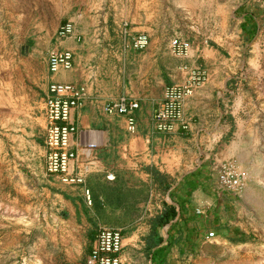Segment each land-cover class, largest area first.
<instances>
[{"label": "rangeland", "instance_id": "rangeland-1", "mask_svg": "<svg viewBox=\"0 0 264 264\" xmlns=\"http://www.w3.org/2000/svg\"><path fill=\"white\" fill-rule=\"evenodd\" d=\"M248 17L254 35L243 27ZM66 21L75 43L88 48L78 51L83 65L95 78L119 76L121 94L158 99L179 85L173 76L183 67L191 71L184 84L202 73L193 89H211V111L221 112L222 135L201 158L212 162L218 188L230 192L195 210L201 220L187 214L185 223L159 227L170 244L158 263L264 264V0H0V264H89L100 228L133 230L118 225L144 214L136 205L142 195L107 184L95 168L75 184L46 170L48 87L69 72L51 73L48 60L71 38L57 34ZM124 30L148 34L154 55L133 49ZM180 41L190 46L185 56L173 52ZM156 58L160 68L148 64ZM225 166L240 189L221 184ZM175 181L161 180L155 217L165 190L170 204L178 202Z\"/></svg>", "mask_w": 264, "mask_h": 264}, {"label": "crops", "instance_id": "crops-1", "mask_svg": "<svg viewBox=\"0 0 264 264\" xmlns=\"http://www.w3.org/2000/svg\"><path fill=\"white\" fill-rule=\"evenodd\" d=\"M65 43L67 45L63 51H72L75 63L69 70L67 78L61 83L83 85L87 91L83 104L71 113V120L77 127V132L71 139V148L77 153V159L72 163V167L84 181L88 170L95 168L100 178L107 184L111 183L116 188L125 186L127 190H131L130 192L143 196L136 205L144 214L131 220L128 225H118L133 229L122 231L123 247L120 257L123 264H153L152 251L148 248L156 218L152 213L153 198L155 195H161L160 183L163 177H172L176 180L171 190L179 193L178 202L170 204L167 199L169 190H165L161 204L155 203L156 208L160 209L156 212L157 216L165 210L166 204L176 207L178 215L170 222L171 228L173 224L180 225L189 221L186 219L187 214L193 215L195 220H201L200 217L203 216L195 215V210L200 211L199 208L205 204L209 207L215 205V193L230 192L218 188L212 162L201 158L202 154L208 153L206 147L215 143L222 135L218 136L216 132L222 123L221 112L214 108L211 111L213 91L204 85L194 86L192 93L182 102L181 120L174 123L169 132L161 131L156 126L155 116L164 102L163 95L157 99L147 94H121L119 76L115 79L93 77L91 70L82 63L83 56L78 55V51H86L88 48L79 47L74 37ZM148 47L150 48L148 55L152 57L154 55L152 44ZM152 60L148 64L161 67L158 66L157 58ZM178 68V74H174L173 82L181 85L188 81L191 71L183 67ZM122 95L139 104V108L133 113L137 123L134 133L128 131L126 116L108 111V105L116 102ZM204 107L207 111H201ZM210 133L213 134V138L210 137ZM94 150L96 152L91 156ZM237 155L239 156V153ZM216 162H233L238 165L230 159H218ZM240 165L243 167V163ZM246 188L247 179L244 190ZM215 223L216 218L213 219V225L217 226ZM161 235L164 237L162 246H166L168 239ZM168 249L169 247L163 254L164 259ZM88 260L89 264H96L92 254Z\"/></svg>", "mask_w": 264, "mask_h": 264}, {"label": "bare ground", "instance_id": "bare-ground-1", "mask_svg": "<svg viewBox=\"0 0 264 264\" xmlns=\"http://www.w3.org/2000/svg\"><path fill=\"white\" fill-rule=\"evenodd\" d=\"M124 33L129 36L131 46L135 50H144L150 43V37L146 33H131L127 30H124ZM57 34L61 39L71 37L74 34L73 23L71 21L62 23ZM189 48L188 42L180 41L173 45V52L178 56H185ZM74 63L75 56L72 51H51L48 67L51 73H56L60 70H71ZM191 79L192 82L184 85L166 87L164 102L155 116L156 126L159 130L169 132L174 123L181 120L182 102L194 90L193 84L200 82L202 73L199 72ZM86 92V87L83 85L52 82L48 87L45 100L46 170L50 175L58 176L65 184L83 182V178L72 167V163L77 159V153L71 148V139L73 134L77 132V127L75 122L71 120V113L83 104ZM138 108L139 104L126 96H122L116 102L108 105L110 113L126 116L127 128L131 133H134L137 128L133 113ZM220 173L221 184L224 187L232 190H238L242 187L239 176L229 170L228 167H223ZM122 247V230L103 227L97 232L91 254L95 258L96 264H123L120 257Z\"/></svg>", "mask_w": 264, "mask_h": 264}, {"label": "trees", "instance_id": "trees-1", "mask_svg": "<svg viewBox=\"0 0 264 264\" xmlns=\"http://www.w3.org/2000/svg\"><path fill=\"white\" fill-rule=\"evenodd\" d=\"M250 20L251 18L248 17L243 27L246 31H250V33L254 35L257 30V26H254L251 29L249 27ZM177 215L178 212L176 210V207L174 205L166 204L165 210L154 219L152 234L148 242V248L152 251L151 254L154 264H161L158 263V260H164L163 254L170 244L168 242L166 246H162V244L164 243V237L158 232V227L170 223L177 217ZM174 225L175 224H173V226Z\"/></svg>", "mask_w": 264, "mask_h": 264}]
</instances>
